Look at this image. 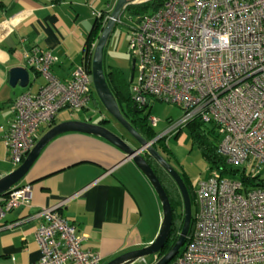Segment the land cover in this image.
I'll list each match as a JSON object with an SVG mask.
<instances>
[{"label":"built area","instance_id":"built-area-1","mask_svg":"<svg viewBox=\"0 0 264 264\" xmlns=\"http://www.w3.org/2000/svg\"><path fill=\"white\" fill-rule=\"evenodd\" d=\"M102 17L99 12L96 18ZM130 55L136 60L135 72L140 71L138 82L132 81L137 107L144 110L155 97L184 111L147 146L174 136L200 118L217 126L218 151L228 166L242 165L241 170L252 177L260 174L264 164V0H163L153 13L132 25ZM26 59L46 83L35 94L23 92L12 104L4 142L16 166L60 111L74 115L95 98L89 65L76 66L62 81L51 73L55 58L50 52L33 49ZM158 121L149 116L153 128ZM32 201V186L19 183L0 195V216ZM195 201L194 230L169 264H264V186L248 189L239 179L212 169L199 181ZM41 217L35 232L41 256L33 264H104L99 252L83 247L76 226L58 208H43ZM160 257L156 255L155 261Z\"/></svg>","mask_w":264,"mask_h":264},{"label":"crops","instance_id":"crops-1","mask_svg":"<svg viewBox=\"0 0 264 264\" xmlns=\"http://www.w3.org/2000/svg\"><path fill=\"white\" fill-rule=\"evenodd\" d=\"M116 1L0 0V176L16 166L4 142L5 128L13 116L12 104L23 92L35 94L46 83L26 54L33 49L50 52L55 58L51 73L62 81L83 63L91 69L94 42L88 57L86 41L97 14L103 13V22ZM17 67L29 71L27 89L9 83V72ZM39 79L43 81L35 88ZM17 88L22 91L15 94ZM68 120L83 119L58 121L56 117L53 125ZM114 126L119 135L137 145L127 131ZM20 183L32 186L33 201L0 216V264L39 260L35 232L45 207L58 208L76 226L83 247L99 252L104 263L150 244L159 233L162 210L153 187L132 157L103 138L79 132L57 136Z\"/></svg>","mask_w":264,"mask_h":264},{"label":"water","instance_id":"water-1","mask_svg":"<svg viewBox=\"0 0 264 264\" xmlns=\"http://www.w3.org/2000/svg\"><path fill=\"white\" fill-rule=\"evenodd\" d=\"M140 1L145 0L116 1L113 10L110 13L109 19L107 20L106 24L102 26L101 33L93 53L91 67L92 80L99 101L104 106L105 110L116 121V123L132 136V138L137 142V145H132L122 135H119L105 125L94 124L83 120H68L51 126L49 130L46 131L38 140V142L26 156L23 163L17 169L0 176L1 195L8 192L13 186L19 183L26 176L42 150L50 141H52L57 136L68 132H79L103 138L124 152L126 157H132L134 162L150 182L159 199L162 210L161 227L155 240L150 244L142 248L121 254L104 264H135L142 259L160 255L168 242L173 223V210L167 192L159 177L155 173L153 167L149 163L148 158L154 159L174 180L181 192L184 205V222L178 240L166 254L162 255L157 261H154L153 264H169L179 254L180 250L186 243L193 219L191 197L181 174L154 146H147L148 141L124 116L117 98L110 88L105 75V49L116 27V24L120 22L124 9L128 4H136ZM135 67L136 60L133 59L131 62L130 82H132L134 79ZM9 77V83L14 87L17 85L23 88L29 86V71L24 67L11 69L9 72ZM148 103L145 107L148 106ZM133 108L135 112L141 111L135 103L133 104Z\"/></svg>","mask_w":264,"mask_h":264},{"label":"rangeland","instance_id":"rangeland-1","mask_svg":"<svg viewBox=\"0 0 264 264\" xmlns=\"http://www.w3.org/2000/svg\"><path fill=\"white\" fill-rule=\"evenodd\" d=\"M122 18L123 21L118 23L108 41L105 51V65L113 69H121L125 72L126 76L129 77L132 62V57L130 55L132 25L136 21L132 20L127 13L124 14ZM139 77L140 71L137 68L133 83L138 82ZM41 81H43V79H39V82H36L35 88L38 87ZM130 85L132 93V83ZM14 91L15 94H18L22 91V89L17 88ZM96 97L98 98L97 94ZM95 101L96 100L93 98L85 109L75 111L74 116L69 111L62 110L58 114L57 120L59 121L63 118H79L87 120L90 123L105 125L116 132L114 123H117L115 121L111 120L108 124L99 121L101 112L106 110L100 102L95 103ZM142 111V114L144 115L155 116L159 119L157 126L154 127L157 134L162 133L168 127L170 120L179 119L184 114L183 109L175 103L161 101L155 97L150 98L149 106ZM48 130L49 126H45L41 131V136ZM213 140L218 145L219 142L217 139L213 137ZM156 147L163 157L167 159L169 163L181 174L182 178L187 183L189 191L192 195V213L194 216L196 212L195 193L198 189V183L201 179H206L210 175L212 170L210 163L203 156L201 149L196 144H193L190 136V130L187 126L183 127L180 132L174 136L162 139V142H158ZM18 167L19 166H15L13 169L15 170ZM233 168L242 169V165H233ZM259 177L264 180V164L260 169ZM154 261L155 257L151 256L147 258V263L140 262L137 264H152Z\"/></svg>","mask_w":264,"mask_h":264},{"label":"trees","instance_id":"trees-1","mask_svg":"<svg viewBox=\"0 0 264 264\" xmlns=\"http://www.w3.org/2000/svg\"><path fill=\"white\" fill-rule=\"evenodd\" d=\"M162 2L163 0H149L143 3L128 4L124 9L120 22L123 21L122 17L126 13L132 20L138 21L143 15L147 13H153L157 9V7L162 4ZM117 25L118 23L116 24V26ZM101 29L102 20L96 19L95 25L86 41V51L88 57L90 55V47L92 43L95 42L98 38ZM104 68L107 82L113 93L115 94L124 116L147 141L155 139L157 137V133L149 122V116L142 114V110L140 112H135L133 108L134 102L132 100L130 76H126L125 72L121 69H113L111 67H107L105 65V56ZM95 100L97 103L100 102L98 101V98H95ZM108 121L109 119L100 120V122ZM187 127H189L193 144H196L201 149L203 156L210 163L211 169H220L222 175L239 179L248 189L258 186H264V180L260 179L259 174L255 177H252V175L244 173L241 169L233 167L231 168L226 164L224 157L218 151L219 143L217 145L213 140L214 137L218 142L220 141V135L216 125L204 123L200 118H197L190 122ZM159 142H162V140H160ZM154 147L157 149L156 145H154ZM148 161L159 177L161 183L163 184L173 210V223L171 233L164 250L160 254V256H162L174 246L179 238L184 222V205L181 192L174 180L167 174V172H165L160 167V165L154 159L148 158ZM185 184L187 186L186 182ZM187 188L189 191L188 186ZM189 194L192 199L190 191ZM193 230L194 216L192 219L189 236L192 234Z\"/></svg>","mask_w":264,"mask_h":264},{"label":"flooded vegetation","instance_id":"flooded-vegetation-1","mask_svg":"<svg viewBox=\"0 0 264 264\" xmlns=\"http://www.w3.org/2000/svg\"><path fill=\"white\" fill-rule=\"evenodd\" d=\"M101 103V102H100ZM100 112H101V110H100ZM101 116H102V120H108L109 119V121H111V120H113V121H115L113 118H112V116L107 112V111H104V112H101ZM116 122V121H115ZM105 124H108V123H110V122H104ZM161 167V166H160ZM162 168V167H161ZM163 169V168H162ZM164 170V169H163ZM165 171V170H164Z\"/></svg>","mask_w":264,"mask_h":264},{"label":"clouds","instance_id":"clouds-1","mask_svg":"<svg viewBox=\"0 0 264 264\" xmlns=\"http://www.w3.org/2000/svg\"><path fill=\"white\" fill-rule=\"evenodd\" d=\"M118 23H119V22H118ZM98 38H99V37H98ZM98 38H97V39H98ZM225 39H226V38H225ZM94 50H95V49H94ZM132 60H133V58H132ZM91 66H92V64H91ZM135 68H136V67H135ZM91 73H92V72H91ZM131 83H132V82H131ZM94 93H95V89H94ZM95 98H97V97H96V94H95ZM95 98H94V99H95ZM118 125H119V124H118ZM51 126H53V124H52ZM51 126H49V127H51ZM119 126H120V125H119ZM41 137H42V136H41ZM161 140H162V139H161ZM158 142H159V141H158ZM158 142H157V143H158ZM157 143H156V144H157ZM156 144H155V145H156ZM20 165H21V164H20ZM20 165H19V166H20ZM19 183H20V182H19ZM19 183H17V184H19ZM17 184H16V185H17ZM4 194H5V193H4Z\"/></svg>","mask_w":264,"mask_h":264}]
</instances>
